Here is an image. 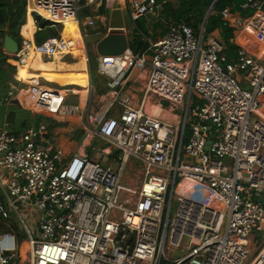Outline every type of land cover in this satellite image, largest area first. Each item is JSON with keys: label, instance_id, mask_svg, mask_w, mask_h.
I'll use <instances>...</instances> for the list:
<instances>
[{"label": "built area", "instance_id": "1", "mask_svg": "<svg viewBox=\"0 0 264 264\" xmlns=\"http://www.w3.org/2000/svg\"><path fill=\"white\" fill-rule=\"evenodd\" d=\"M125 4L133 22L159 8V0ZM263 4L245 0L242 8L252 13L238 19L264 38ZM26 9L61 31L39 43L22 39L11 55L16 67L80 48L78 0H26ZM231 15L221 11L225 21ZM66 20L79 39L64 35ZM202 31L170 25L143 52L99 56L97 71L111 87L122 84L128 68L148 64L144 95L164 101L178 118L161 120L127 96L117 101L118 117L86 113L89 131L120 150L116 169L85 155L63 159L61 150L35 143L36 130H0V222L8 226L14 217L26 234L28 264H264V59L239 47L226 62L223 44ZM34 78L30 92L45 107L52 95ZM131 157L143 167L136 189L122 181ZM19 205L35 212L31 227ZM19 250L15 231L0 233V264H13Z\"/></svg>", "mask_w": 264, "mask_h": 264}, {"label": "crops", "instance_id": "2", "mask_svg": "<svg viewBox=\"0 0 264 264\" xmlns=\"http://www.w3.org/2000/svg\"><path fill=\"white\" fill-rule=\"evenodd\" d=\"M104 1L78 0L80 6L78 19L84 38L79 37V31L74 22L65 21L64 27L70 25L68 34L80 38L79 49L51 58L39 57L42 61L49 62L48 64H55V73H66L68 77L63 81L57 82L49 77L38 75L35 70L36 64L41 63L38 59L18 70L19 66L14 65L12 56L8 54L10 57L7 59V63L3 65L4 71L0 79V92L6 91V94L0 99V130L16 131L20 135L23 133L24 124L27 123V130H32L34 124L37 132L35 143L39 147L50 152L61 150L63 159L74 154L85 155L93 161L111 165L116 169L121 165L118 161L120 150L89 131L86 113L105 112L107 116L118 117L121 108L117 101L119 98L127 96L133 106L141 105L146 113L161 120L177 122L178 118L173 108L164 101L151 94L144 95V87L149 72L148 64L142 68H128L125 71L122 84L115 87L109 85L111 81L109 77L101 74L93 75L94 72H98L99 56L88 51L95 49L96 42L108 32L110 10L115 7L121 8L116 4L106 6ZM262 8L264 9V4ZM29 16L33 31L27 25ZM241 17L238 13H232L227 21L229 26L233 28L229 40L237 48L244 47L255 59L261 61L264 59V38L247 27L243 26L241 29L237 25L238 18ZM89 19L94 21L93 27L86 26ZM25 23L28 36L33 39L37 26L29 9H27ZM58 26L56 25V27ZM135 27L131 19L130 24L125 23L124 31L128 42L129 38L136 34ZM211 35L219 36V32L214 31ZM161 37L160 33L157 32L152 38L143 36L141 39L149 44V42L156 41ZM0 49L5 53L1 47ZM145 57L148 60V53L145 54ZM91 63L93 67H91ZM238 72L240 84L247 85L244 74L241 71ZM32 77H36L34 80L37 81L39 87L52 95V99L45 107L41 106L37 98L30 92L33 80L31 81L29 78ZM262 109L264 111V102ZM9 111L15 112L12 123H8L6 119ZM41 127L43 129H40ZM126 164H124L123 170ZM9 219L14 224H18L14 217ZM17 228L20 229L18 226Z\"/></svg>", "mask_w": 264, "mask_h": 264}, {"label": "trees", "instance_id": "3", "mask_svg": "<svg viewBox=\"0 0 264 264\" xmlns=\"http://www.w3.org/2000/svg\"><path fill=\"white\" fill-rule=\"evenodd\" d=\"M244 2L245 0H159V8L155 14H151L156 15L155 19L149 18L150 15H148L147 18L143 16L134 22L136 34H133L128 42L129 49L135 53L143 52L148 44L141 37L152 38L159 28L161 29L159 33L163 36L170 25L184 23L190 26L195 34L202 27L203 38L211 35L214 31H218L219 41L224 47L222 54L226 57V62L232 61L238 48L229 40L233 28L222 18L221 11L224 8H228L230 13H238L246 17L252 13V9L242 8ZM37 11L42 12L41 10ZM26 13V0H0V47L5 34L12 37L18 45H20L22 39L29 37L25 23ZM32 17L37 26L33 38L36 43L58 35V31L55 28L56 25L39 15L32 14ZM27 25L33 31L30 16L27 19ZM67 36L71 35L67 34ZM9 57L8 54L3 53L0 49V79L4 71L3 65L7 63ZM91 67H93L92 63ZM21 68L23 67L19 66L18 70ZM5 94L6 91L0 92V99ZM24 125L23 133L27 130V123ZM8 132L14 135L19 133L16 131ZM8 221L10 224L8 223L7 227L0 222V233L13 230L19 236L16 224L11 219Z\"/></svg>", "mask_w": 264, "mask_h": 264}, {"label": "rangeland", "instance_id": "4", "mask_svg": "<svg viewBox=\"0 0 264 264\" xmlns=\"http://www.w3.org/2000/svg\"><path fill=\"white\" fill-rule=\"evenodd\" d=\"M104 4H106V6H109L111 4H116L118 6H121L122 8V12H123V16H124V20H125V23L130 24V17H129V13H128V9L126 7V4H125V0H105L103 2ZM93 12V10H90ZM156 15H151L149 16V18H153L155 19ZM243 18V16L241 17ZM239 21V20H238ZM243 23H237V25H239L242 29ZM58 31V34L60 33L61 31V28L60 26L58 27H55ZM63 30H64V26H63ZM85 33H87L86 31H84ZM157 32H161V29L159 28L157 30ZM67 35V34H66ZM214 38L219 39V36L215 35L213 36ZM84 38V37H83ZM131 39V37L129 38V40ZM89 53L93 54V55H96L95 53V49H90L88 51ZM99 73L98 72H94L93 75H98ZM241 87L244 88V89H249L248 85H245V84H241ZM178 121V120H177ZM142 163L139 159L135 158V157H131L127 164L125 165L124 167V170H123V178H122V181L125 185L127 186H130L132 188H137L140 184V182L143 180L144 178V175H143V169H142ZM179 179H177L178 181ZM0 196L2 197V199H5L3 197V195L1 194V191H0ZM176 203L174 202L173 200V206H172V211H171V215L173 214V209H174V205ZM19 209H21V212L22 214H24L25 218H26V222L27 224L31 227L32 226V220L35 219V212L33 211H29L27 208H21V206L19 205L18 206ZM31 218V219H30ZM10 224L9 221L6 222V224ZM17 226V225H16ZM18 233H19V241H20V250H19V253L17 254V256L13 259V264H28V259L27 257H25V253H26V250L24 249L25 245H26V234L23 232V230L21 229H18ZM263 237L262 234L260 233H257L256 234V238L261 239ZM179 255V252H176L174 254V256H178ZM172 257V256H171Z\"/></svg>", "mask_w": 264, "mask_h": 264}, {"label": "water", "instance_id": "5", "mask_svg": "<svg viewBox=\"0 0 264 264\" xmlns=\"http://www.w3.org/2000/svg\"><path fill=\"white\" fill-rule=\"evenodd\" d=\"M124 29L125 20L122 9L120 7L112 8L108 19V32L95 44L96 55L116 57L127 51L129 45ZM1 48L5 53L12 55L17 52L18 43L8 34H5ZM14 116L15 112L9 111L6 118L7 122L12 123ZM207 124L209 125L210 122L208 121ZM35 129L36 127L33 124L32 130L35 131ZM207 144H209V141H207ZM205 149H207V146Z\"/></svg>", "mask_w": 264, "mask_h": 264}, {"label": "bare ground", "instance_id": "6", "mask_svg": "<svg viewBox=\"0 0 264 264\" xmlns=\"http://www.w3.org/2000/svg\"><path fill=\"white\" fill-rule=\"evenodd\" d=\"M69 31H70V25H65L64 30H63L64 35L67 36L65 33L68 34ZM68 37H74V36H68ZM29 38H31V37H29ZM75 38L79 39L78 37H75ZM36 59H38L41 62V63L36 64V66H35V70H36V73L38 75L49 77L52 80L57 81V82H61L68 77V75L66 73L65 74L55 73L54 70L56 68V65L53 63L48 64L49 62L42 61L38 55L32 56L30 59L27 60L26 64H24L22 66H27V65L31 64L33 61H35ZM71 79H73V78H71Z\"/></svg>", "mask_w": 264, "mask_h": 264}]
</instances>
